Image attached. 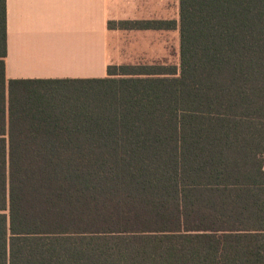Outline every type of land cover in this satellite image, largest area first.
Here are the masks:
<instances>
[{
  "label": "trees",
  "instance_id": "trees-1",
  "mask_svg": "<svg viewBox=\"0 0 264 264\" xmlns=\"http://www.w3.org/2000/svg\"><path fill=\"white\" fill-rule=\"evenodd\" d=\"M179 6L178 66L9 79L0 0V264H264V0Z\"/></svg>",
  "mask_w": 264,
  "mask_h": 264
},
{
  "label": "crops",
  "instance_id": "crops-1",
  "mask_svg": "<svg viewBox=\"0 0 264 264\" xmlns=\"http://www.w3.org/2000/svg\"><path fill=\"white\" fill-rule=\"evenodd\" d=\"M124 21L174 24L108 26ZM179 23V0H6V74L9 79L97 78L106 76L109 65L153 64L166 50L160 35H180Z\"/></svg>",
  "mask_w": 264,
  "mask_h": 264
},
{
  "label": "rangeland",
  "instance_id": "rangeland-1",
  "mask_svg": "<svg viewBox=\"0 0 264 264\" xmlns=\"http://www.w3.org/2000/svg\"><path fill=\"white\" fill-rule=\"evenodd\" d=\"M179 38V35H160V43L165 46L166 50H162L161 48L162 51L160 52V57L163 59H160L157 61V63L177 66L179 65ZM124 41L126 43V38H124Z\"/></svg>",
  "mask_w": 264,
  "mask_h": 264
}]
</instances>
